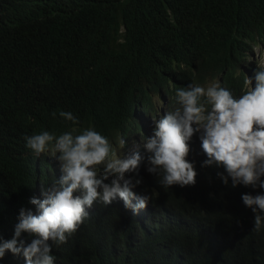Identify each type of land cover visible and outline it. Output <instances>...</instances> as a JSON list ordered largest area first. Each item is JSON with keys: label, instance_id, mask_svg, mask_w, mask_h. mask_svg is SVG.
I'll use <instances>...</instances> for the list:
<instances>
[{"label": "trees", "instance_id": "trees-1", "mask_svg": "<svg viewBox=\"0 0 264 264\" xmlns=\"http://www.w3.org/2000/svg\"><path fill=\"white\" fill-rule=\"evenodd\" d=\"M263 38L264 0H0V235L12 238L19 209L34 210L29 198L58 180L56 160L38 171L25 136L92 126L111 143L137 141L147 128L135 116L155 111L154 95L176 108L178 88L217 82L239 96L252 65L246 40ZM190 147L194 186L165 188L141 164L132 191L151 197L147 209L96 201L53 245L54 264H264V226L253 230L241 199L256 192L225 186L222 168L201 167L197 137ZM0 264L25 259L6 252Z\"/></svg>", "mask_w": 264, "mask_h": 264}, {"label": "clouds", "instance_id": "clouds-1", "mask_svg": "<svg viewBox=\"0 0 264 264\" xmlns=\"http://www.w3.org/2000/svg\"><path fill=\"white\" fill-rule=\"evenodd\" d=\"M246 43L252 45L247 59V65H252L239 96L217 82L178 88L176 108L168 99L162 103L154 95L155 111L135 116L140 126L147 128L138 138L145 139L142 144H136L133 137L111 143L92 126L78 134L75 129L58 136L45 130L25 136L38 171L42 159L50 164L56 160L58 180L48 187L41 185L42 199L29 198L34 210L19 209L12 238L0 235V259L10 252L22 255L25 264H54L53 245L68 242L96 201L110 205L118 198L134 214L146 210L151 197L132 191L143 183L141 164H146L148 173L159 176L165 188L194 186L197 171L188 158L194 137L206 157L201 167L222 168L216 175L225 186L230 183L232 188L243 186L256 192L242 193L241 199L254 214L253 230L259 232L264 226V191H258L264 190V38L256 43L247 39ZM56 115L52 113L54 118ZM59 116L74 125L79 123L70 111L60 110ZM22 233L31 237L30 242Z\"/></svg>", "mask_w": 264, "mask_h": 264}, {"label": "rangeland", "instance_id": "rangeland-1", "mask_svg": "<svg viewBox=\"0 0 264 264\" xmlns=\"http://www.w3.org/2000/svg\"><path fill=\"white\" fill-rule=\"evenodd\" d=\"M257 49H258V47L255 48V50H257ZM155 100H156V99H155V97H154L153 102H154ZM154 117H155V115L152 114L151 119L153 120ZM158 119H159V118H158ZM144 140H145V139H140V140L137 141L136 144H142ZM116 151L119 152V153L121 152L120 146L117 147Z\"/></svg>", "mask_w": 264, "mask_h": 264}]
</instances>
